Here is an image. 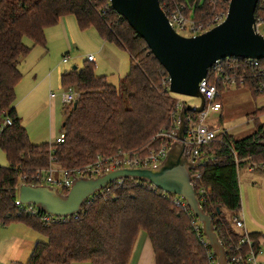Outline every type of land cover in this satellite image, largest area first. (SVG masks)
I'll return each instance as SVG.
<instances>
[{
  "label": "trees",
  "instance_id": "1",
  "mask_svg": "<svg viewBox=\"0 0 264 264\" xmlns=\"http://www.w3.org/2000/svg\"><path fill=\"white\" fill-rule=\"evenodd\" d=\"M159 3L168 16L174 12L204 23L216 8L225 6L226 10L229 0ZM262 7L264 0H258L256 16ZM68 15L75 17L81 29L94 27L104 41L126 50L130 70L118 86L106 76L96 75L87 62L61 74L63 87L75 86L81 91L77 106L64 108L61 129L65 141L34 144L15 106V88L22 78L18 66L30 51L24 37L30 38L33 46H44L45 29ZM261 64L264 66V61ZM244 70L251 77V69ZM245 87L252 90V96L264 94L256 92L251 81ZM176 101L164 67L109 0H0V124L6 117L11 119L0 133V148L7 160L6 166L0 165V225L20 221L47 238L36 242L26 264H128L140 231L152 243L156 264H209L210 245L201 241L203 231L195 232L197 218L190 208L176 206L175 194L146 181L124 178L122 185L112 181L97 191L95 198L88 197L77 215L63 222H42L15 205L20 176L34 183L35 173L50 162V156L60 166L71 168L97 156H113L120 149L154 148L163 141L158 133L167 132L174 124ZM209 152L213 161L196 167L193 172L200 176L194 185L196 190H205L200 196L201 207L226 246L229 238L235 241L239 234L233 219L240 207V167L264 164V123L256 122L255 130L241 138L219 134Z\"/></svg>",
  "mask_w": 264,
  "mask_h": 264
},
{
  "label": "water",
  "instance_id": "2",
  "mask_svg": "<svg viewBox=\"0 0 264 264\" xmlns=\"http://www.w3.org/2000/svg\"><path fill=\"white\" fill-rule=\"evenodd\" d=\"M257 3L258 0H229L226 16L220 24L199 35L187 37L171 27L159 0H110V6L124 17L164 67L169 77V91L197 97L200 106L181 105L175 140L156 166L121 168L98 177H76L66 194L50 185L21 183L18 187L19 202L35 205L51 215L69 217L80 211L90 195L112 181L121 178L146 181L167 193L179 195L200 221L217 264H231L191 183V170L197 161L189 160L184 151L185 116L187 111L203 109L204 97L198 85L217 60L226 57L264 58V37L254 31ZM72 106L75 108L77 101Z\"/></svg>",
  "mask_w": 264,
  "mask_h": 264
},
{
  "label": "rangeland",
  "instance_id": "3",
  "mask_svg": "<svg viewBox=\"0 0 264 264\" xmlns=\"http://www.w3.org/2000/svg\"><path fill=\"white\" fill-rule=\"evenodd\" d=\"M224 3L220 4L223 6ZM227 8L226 10L225 6L216 8L212 18H207V21L200 23L206 26L215 15L226 14ZM63 20L68 30L67 41L62 40L60 33L56 37L55 33L58 29L56 25H60L59 22L47 28L48 40L45 36L44 46L39 44L33 46L30 39L27 36L24 37V44L30 46V51L22 58L18 66L22 78L15 88V106L17 115L21 117L29 139L34 144L50 142L52 134L54 140L61 132L64 108L70 106L61 101L60 94L63 90L61 74L74 66L82 68L87 62L88 54H93L96 58L94 63H90L94 67V72L106 75L108 81L115 86L119 85L121 78L130 70V58L126 50L119 48L115 43L104 41L94 27L81 29L73 15L64 16ZM188 22L195 23L193 20H188ZM51 31L53 32L52 40L49 41ZM181 34L187 37L192 36L183 31ZM64 56H67L65 63L62 62ZM31 89L29 98L22 99V93L27 90L31 91ZM51 92L57 96L51 99L49 97ZM172 94L175 99L192 107L199 104L197 97ZM252 94L254 93L249 87L224 88L219 97L221 109L217 112L210 111L204 122L219 131L226 130L234 138L250 134L256 128V122L264 123V94L256 96ZM179 109L175 112L176 117H178ZM176 124L175 118L174 124L167 131H171ZM163 143L161 141L155 147ZM49 164L50 162L40 170L47 168ZM54 164L56 167H62L56 162ZM0 165H7L5 153L1 148ZM245 168L240 167L241 174ZM258 170L264 174V167ZM245 181L247 182L246 179ZM38 241H47V238L23 222L13 221L0 225V264H26Z\"/></svg>",
  "mask_w": 264,
  "mask_h": 264
},
{
  "label": "built area",
  "instance_id": "4",
  "mask_svg": "<svg viewBox=\"0 0 264 264\" xmlns=\"http://www.w3.org/2000/svg\"><path fill=\"white\" fill-rule=\"evenodd\" d=\"M110 1V0H109ZM226 14L221 13L215 15L210 23L206 26L202 23L188 22V19L184 18L178 13H170L168 17L171 27L176 31V33L181 34V31L188 32L190 35H198L206 32L210 28L220 24ZM254 31L264 37V7H262L258 16L255 15ZM184 36V35H183ZM88 62H95V57L93 54H88L86 56ZM67 61V56H64L62 62ZM262 59L255 58H241L238 60L237 57H226L217 60L211 67L208 68L207 74L202 78L198 85L199 92L204 97V106L201 111H193L194 114H187L185 116V133H184V151L187 153L188 159L191 161H197L191 170V183L194 187L197 199L201 204V197L205 190L201 188L200 190L195 189L194 180L199 178L200 174L193 172L197 166L204 165L207 161H213V156L209 152L210 144L217 138L219 134H225L227 131H219L211 126H208L204 119L207 114L212 112H217L221 109V103L219 102V97L221 96L224 88L228 87H245L247 83L251 81L254 90L256 92L264 91V66L261 62ZM244 69H251V77L246 74ZM81 91L78 88H63L60 97L64 104L72 105L75 101H78ZM56 96L55 93H50L51 98ZM183 102L179 100L176 101V110H178ZM200 106L199 104L195 105ZM190 112V111H189ZM177 124L172 128L171 131L160 132L157 137L163 139V144L159 147H150L148 150L140 151H124L118 150L115 155L111 156H97L93 161L86 163L82 166L63 168L56 167L54 162V157L50 156V164L47 168L39 170L35 173L33 185H50L56 187L60 192L66 194L72 187L73 180L76 177H98L99 175L105 174L107 172L121 169V168H140V167H152L159 164L164 157L170 146V143L175 140V132L178 127V117L174 114ZM11 124V119L6 117L5 120L0 124V133L6 125ZM66 133L61 131L58 136L55 137L53 143L60 144L65 141ZM169 142V143H166ZM263 168L264 164H259L258 166L249 167L250 169ZM123 179H117L118 185L123 184ZM26 177L20 176L18 187L21 183L25 182ZM153 186V185H152ZM155 187V186H154ZM156 188V187H155ZM97 192V191H96ZM94 192L89 197H94ZM174 204L176 206L186 207L188 206L186 202L179 196L176 195L174 199ZM15 205L20 207L24 213L38 217L42 222L45 223H56L63 222L65 219L71 217L55 216L43 212L41 209L32 204H22L17 199ZM77 215V214H75ZM74 216V215H72ZM233 225L238 234L237 240L227 241L225 246L220 238V242L226 250L227 261L231 264H259L258 257L261 253L260 246L244 228V222L241 217L236 216L233 219ZM196 233H202V227L200 221L193 225ZM201 241L206 240L204 233L201 234ZM209 264H217V259L212 250L208 252Z\"/></svg>",
  "mask_w": 264,
  "mask_h": 264
},
{
  "label": "crops",
  "instance_id": "5",
  "mask_svg": "<svg viewBox=\"0 0 264 264\" xmlns=\"http://www.w3.org/2000/svg\"><path fill=\"white\" fill-rule=\"evenodd\" d=\"M63 18L64 17H61L58 20V22H59L58 24H60V23L61 24L56 25V26H58V29H57L55 34H56V37H58V35L60 33L62 40L65 39L67 41V38H68V32L67 31L68 30H67V27L65 25L66 22L63 20ZM44 33H45L46 39L48 40L47 28L45 29ZM52 34H53V32L51 31L50 36H49V41L52 40L51 39ZM30 41H31V39H30ZM128 56H129V54H128ZM95 60H96V58H95ZM88 63H94V62H88ZM96 75L106 76L104 74H102V75L96 74ZM63 88H66V87H63ZM70 88H77V87L74 86V87H70ZM31 92H32V89H31V91L27 90V92H23L22 96H21L22 99H25V98L28 99ZM51 93H53V92H51ZM56 96H57V94H56ZM51 103H52V100H51ZM61 131H62V129H61ZM53 136L54 135L52 134L51 135V141L48 143H53V141H54ZM259 171H261V170L250 169L248 166L244 169V172L242 174H241V171L239 172L238 178H239V189H240V207H239V210L237 213H238V216L241 217L243 222H244L245 230L249 234H253L256 236L255 237L256 241L258 242L260 249H261V253L259 254V257H258V263L264 264V177H263L264 174L259 172ZM242 175H243V178H242ZM245 179L247 180V182L245 181ZM237 231H240V230H237ZM204 236H205V234H204ZM86 263L90 264L88 261H86ZM51 264H59V263H51ZM72 264H74V263H72ZM75 264H78V263H75ZM128 264H156V258H155V253H154L152 243H151L150 239L148 238V236H146V234L143 231H140L138 236L136 237V240H135L133 250H132Z\"/></svg>",
  "mask_w": 264,
  "mask_h": 264
}]
</instances>
